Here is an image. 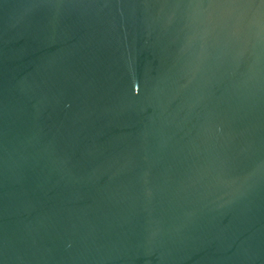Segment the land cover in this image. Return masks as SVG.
I'll use <instances>...</instances> for the list:
<instances>
[{"label":"water","instance_id":"95a60500","mask_svg":"<svg viewBox=\"0 0 264 264\" xmlns=\"http://www.w3.org/2000/svg\"><path fill=\"white\" fill-rule=\"evenodd\" d=\"M0 264H264V0H0Z\"/></svg>","mask_w":264,"mask_h":264}]
</instances>
